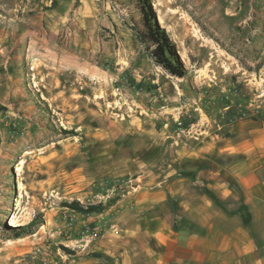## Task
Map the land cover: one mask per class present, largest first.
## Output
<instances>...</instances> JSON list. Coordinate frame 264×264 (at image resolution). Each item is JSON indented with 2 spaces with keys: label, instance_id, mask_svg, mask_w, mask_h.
Returning a JSON list of instances; mask_svg holds the SVG:
<instances>
[{
  "label": "rangeland",
  "instance_id": "obj_1",
  "mask_svg": "<svg viewBox=\"0 0 264 264\" xmlns=\"http://www.w3.org/2000/svg\"><path fill=\"white\" fill-rule=\"evenodd\" d=\"M34 1L0 0V19L9 9L58 7ZM115 2L130 27L139 24L132 2ZM151 2L185 76L154 64L139 42L117 53L102 26L88 49L76 23L74 41L62 27L50 39L88 63L37 72L25 63L22 79L12 72L10 91L0 88V264H59L64 247L82 243L83 214L100 216L160 179L230 116L264 118V0ZM74 200L99 207L79 212ZM15 216L22 224H11Z\"/></svg>",
  "mask_w": 264,
  "mask_h": 264
},
{
  "label": "crops",
  "instance_id": "obj_2",
  "mask_svg": "<svg viewBox=\"0 0 264 264\" xmlns=\"http://www.w3.org/2000/svg\"><path fill=\"white\" fill-rule=\"evenodd\" d=\"M55 2L57 8H37L31 16L9 9L0 19L1 89L10 91L12 72L22 79L25 63L36 72L43 65L88 63L50 39L58 27L67 38L78 23L88 49L99 26L115 34L113 47L115 38L122 49L138 43L115 0ZM198 139L160 179L122 194L100 216L83 214L79 226L92 221L98 235L59 264H264V118L219 123Z\"/></svg>",
  "mask_w": 264,
  "mask_h": 264
},
{
  "label": "trees",
  "instance_id": "obj_3",
  "mask_svg": "<svg viewBox=\"0 0 264 264\" xmlns=\"http://www.w3.org/2000/svg\"><path fill=\"white\" fill-rule=\"evenodd\" d=\"M138 12L139 24L131 27L138 42L143 46L154 64L172 76L183 77L187 70L183 65L174 43L169 38L165 28L157 22V15L151 0H129ZM70 206L79 212H91L99 205H84L74 200ZM67 253L72 250L64 247ZM97 255V254H93Z\"/></svg>",
  "mask_w": 264,
  "mask_h": 264
},
{
  "label": "built area",
  "instance_id": "obj_4",
  "mask_svg": "<svg viewBox=\"0 0 264 264\" xmlns=\"http://www.w3.org/2000/svg\"><path fill=\"white\" fill-rule=\"evenodd\" d=\"M68 34L69 31H67V35ZM115 44H116V51L119 53V51L123 47L122 41L118 38H115ZM243 116L244 114L232 115L229 117V122H235L237 120L243 119ZM66 218L68 220L69 226L71 227L77 221V214L74 211H71V213L68 214ZM97 235H98V229L96 228V226L92 221L83 222V224H81L80 226V236H79V241H82V243H80L76 247H79L81 250L88 249L91 243L96 239Z\"/></svg>",
  "mask_w": 264,
  "mask_h": 264
},
{
  "label": "bare ground",
  "instance_id": "obj_5",
  "mask_svg": "<svg viewBox=\"0 0 264 264\" xmlns=\"http://www.w3.org/2000/svg\"><path fill=\"white\" fill-rule=\"evenodd\" d=\"M11 224L13 225H19L22 224V222H20V219L18 216L13 217V220L11 221Z\"/></svg>",
  "mask_w": 264,
  "mask_h": 264
}]
</instances>
